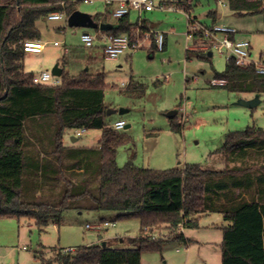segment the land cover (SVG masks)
Returning a JSON list of instances; mask_svg holds the SVG:
<instances>
[{"label":"trees","instance_id":"1","mask_svg":"<svg viewBox=\"0 0 264 264\" xmlns=\"http://www.w3.org/2000/svg\"><path fill=\"white\" fill-rule=\"evenodd\" d=\"M215 1L226 2L239 16L264 15V0ZM81 3L84 0H0V218H27L41 230L50 223L60 227L69 210L118 212L119 219L140 221L141 236L128 240L131 248H111L110 242H103L77 247L73 253L56 249L43 264H142L143 251H160L171 240L187 242L180 224L183 230L197 229L201 217L220 214L226 222L222 264H264L263 129L228 133L223 146L211 154L225 163L222 170L199 164L170 170L120 167L119 149L134 146V140L107 122L106 73L72 76L62 68L60 84L53 86L35 84L36 75L25 71V43L41 40L36 23L55 12L69 17ZM178 7L191 14L192 0ZM208 15L215 23L219 18L217 11ZM111 16L107 10L93 19L109 24ZM142 23L145 32L150 26ZM137 28L127 15L103 32L131 35ZM193 40L207 43L198 32ZM150 50L158 51L154 38ZM214 81H223L212 86L229 93L264 94V75L252 66H237L233 59H227ZM145 91L144 84L133 81L126 88L137 97ZM174 120L171 129L181 133L182 126ZM83 129L102 132L97 147L65 144L67 131L76 137ZM162 226L169 238L145 237L149 229Z\"/></svg>","mask_w":264,"mask_h":264},{"label":"rangeland","instance_id":"2","mask_svg":"<svg viewBox=\"0 0 264 264\" xmlns=\"http://www.w3.org/2000/svg\"><path fill=\"white\" fill-rule=\"evenodd\" d=\"M6 1V0H4ZM118 3L107 5L105 0L81 3L78 11L92 17L114 11ZM191 16L205 27H212L214 20L208 14L217 11L220 20L216 25L237 30L238 41L252 43V54L259 59L264 51V15H236L226 2L192 0ZM160 25L154 30L168 34L164 51L150 50V41L143 47L120 56L117 60L106 58L102 43L96 40L93 47H86L82 35L92 36L97 30L69 27L67 18L41 19L36 23L41 34L40 42L46 45L42 54L27 53L24 65L28 72L39 75L51 73L55 65L65 68L72 76L83 71L91 74L106 73L105 105L110 110L128 112L108 116L114 124L123 120V128L134 140V146L121 147L118 151L120 167L132 162L140 168L170 170L199 164L206 169L222 170L225 163L211 154L220 149L230 132L248 127L264 130V94L258 95L260 104L249 109L239 104L257 95L229 93L213 87L216 72H223L227 54L212 50L210 60L199 58L198 52L209 56L202 40L187 41V16L180 12H153L148 15ZM111 24L117 19L110 18ZM132 22L136 16L132 14ZM58 43V46L54 44ZM190 58L187 59V50ZM146 86L145 95L137 97L126 88L130 81ZM176 111L175 123L182 126L181 133L171 129L167 114ZM100 130L87 131L75 137L67 131L65 143L76 147H97ZM134 156V157H133ZM114 211L69 210L63 214L60 227L50 223L41 230L27 218H0V264H43L54 256L56 249L87 246L110 242L111 248H131L129 239L141 236L140 221L136 218H118ZM104 222L115 226L101 229ZM91 226V228H88ZM226 226L220 214H209L199 219V228L184 230L187 242L167 241L160 251H143L142 264H222V228ZM164 227L149 229L145 237L169 238ZM117 239V240H116Z\"/></svg>","mask_w":264,"mask_h":264},{"label":"built area","instance_id":"3","mask_svg":"<svg viewBox=\"0 0 264 264\" xmlns=\"http://www.w3.org/2000/svg\"><path fill=\"white\" fill-rule=\"evenodd\" d=\"M95 0H84L85 4L93 3ZM119 7L113 11L112 15L116 19H121L131 12H137L140 14L152 12L154 10L158 11H170V12H180L187 16L188 20V32L187 39L189 41L193 40L196 32L200 33L203 40L207 41L211 46L212 50L218 51L220 54H227V59H233L237 66L254 67L258 74L264 75V53L260 55L259 59H255L252 54V46L248 41H236L230 39V35H234L237 31L233 28L212 25V27H205L191 14L185 12V8H179L178 4H183L189 0H118ZM107 5H110L114 0H105ZM68 18L65 13L55 12L48 16L50 20H61L62 18ZM138 28L131 35L124 34L120 36H112L103 31H98L95 36L89 33L82 35V42L86 47H93L96 40L103 42V51L106 58L111 60H117L120 56L126 54L130 51H136L142 48L143 42L145 40L151 41L152 38L155 40V44L158 50L162 51L164 46V34L162 32H157L151 28H146L143 31V23L140 17ZM58 46V43L54 44ZM45 45L39 42H27L25 43L24 50L26 53H36L42 54L44 52ZM35 84L42 85H59L60 80L58 77L52 75L48 71H43L34 78ZM215 85H223V81H214ZM126 126L124 121H118L113 124V128L117 130H122ZM86 130H78L75 135L76 137H81L85 134ZM103 226L110 227L115 226V223L104 222L96 226V228L101 229ZM91 228V226H88ZM180 231L183 232V227L180 224ZM75 248L64 249V253H73Z\"/></svg>","mask_w":264,"mask_h":264},{"label":"water","instance_id":"4","mask_svg":"<svg viewBox=\"0 0 264 264\" xmlns=\"http://www.w3.org/2000/svg\"><path fill=\"white\" fill-rule=\"evenodd\" d=\"M68 26L69 27H79V28H86V29H93V30H97L100 29L102 31H109L113 28V25L111 24H98L94 21L93 17L87 13H83L81 11H75L74 13H72L68 19ZM52 75L58 78H61L62 73H63V69L59 67V65H55L51 71ZM240 105L247 107L249 109H253L255 107H257L260 104L259 101V96L257 95L254 99L249 100V101H240L239 102ZM127 110H120V111H115V110H108L107 111V116H111L114 115L116 113H118L119 115H123L125 113H127ZM177 115L176 111H173L169 114H167V117L169 119H174ZM130 127V125H126L124 128L128 129ZM77 141V139L75 137H72V142L75 143ZM133 163L130 162L129 165H132ZM103 246H105V243L103 244Z\"/></svg>","mask_w":264,"mask_h":264},{"label":"crops","instance_id":"5","mask_svg":"<svg viewBox=\"0 0 264 264\" xmlns=\"http://www.w3.org/2000/svg\"><path fill=\"white\" fill-rule=\"evenodd\" d=\"M114 3H118V7H119V1L118 0H114V2L112 3V4H110V5H113ZM156 11H158V10H154V11H152V12H147V13H143V14H141V16H140V14L139 13H137V12H131L128 16H129V19H130V22L132 23V24H139V21H140V17H141V19H142V21H146V22H148V24H149V26L150 27H148V28H151L152 30H155L160 24L158 23V22H156L154 19H152L151 17H149L148 15L150 14V13H153V12H156ZM158 12H170V11H158ZM112 13H113V11H112ZM132 14H134L135 16H136V21L134 22H132V20H131V16H132ZM110 18H114L113 17V15L110 17ZM68 19V18H67ZM114 19H116V18H114ZM218 20H220V18H218ZM217 20V21H218ZM188 21V20H187ZM217 21H216V23H213V25H216L217 24ZM109 24H111V20L109 19ZM111 25H114V24H111ZM225 26V25H224ZM225 27H227V26H225ZM230 28V27H229ZM237 31V30H236ZM158 32V31H157ZM98 33V32H97ZM163 34H164V49L162 50V51H164L165 50V48H166V44L168 43V34L167 33H164V32H162ZM238 31H237V33L236 34H234L233 35V38H234V40H236V41H238L237 40V35H238ZM100 41V40H99ZM187 41L188 42H190L188 39H187ZM101 43H102V50H103V42L102 41H100ZM206 45L208 44V43H205ZM250 44H251V46H252V43L250 42ZM152 46V40L150 41V47ZM45 47H46V45H45ZM252 50H253V46H252ZM208 53H209V55L210 56H213V52H212V49H211V47L209 48L208 47V45H207V50H206ZM103 53H104V51H103ZM262 53H264V51L262 52ZM28 54H26V56H27ZM24 67H25V65H24ZM25 71H26V69H25ZM26 72H28V71H26ZM59 80H60V78H59ZM133 81V80H132ZM131 82V81H130ZM118 121H123V120H118ZM118 121H116V122H118ZM115 122V123H116ZM112 126H113V124H112ZM100 141V140H99ZM77 142V141H76ZM66 144V143H65ZM67 145V144H66ZM67 146H71V145H67ZM88 148H92V147H88ZM225 165V164H224ZM223 220H224V218H223ZM224 222H225V220H224ZM226 223V222H225ZM71 248H75V247H71Z\"/></svg>","mask_w":264,"mask_h":264}]
</instances>
